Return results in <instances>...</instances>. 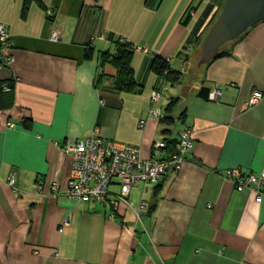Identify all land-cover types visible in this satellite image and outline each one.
Segmentation results:
<instances>
[{
  "label": "crops",
  "instance_id": "obj_1",
  "mask_svg": "<svg viewBox=\"0 0 264 264\" xmlns=\"http://www.w3.org/2000/svg\"><path fill=\"white\" fill-rule=\"evenodd\" d=\"M198 3L0 0V27L9 37L3 54L10 58L5 63L0 53V264H264V193L257 202L250 187L237 191L226 175L264 168V21L229 48L230 56L198 65L200 44L182 47L183 17ZM93 6L102 13L89 36L83 11ZM107 35L138 46L129 92L110 88L108 64L96 85ZM90 39L95 54L84 58ZM154 57L172 58L181 70L163 100ZM201 87L221 93L203 98ZM253 90L262 97L247 107ZM153 91L161 94L157 102ZM170 98L176 101L166 125L160 117ZM185 127L192 146L177 172L138 183L114 204L65 194L71 157L63 147L94 128L149 158L156 141L176 142ZM118 183L111 181L109 198Z\"/></svg>",
  "mask_w": 264,
  "mask_h": 264
},
{
  "label": "built area",
  "instance_id": "obj_2",
  "mask_svg": "<svg viewBox=\"0 0 264 264\" xmlns=\"http://www.w3.org/2000/svg\"><path fill=\"white\" fill-rule=\"evenodd\" d=\"M51 38L56 39V33H53ZM8 39L5 28L1 26L0 53L5 63L10 62L9 56L3 54V50L8 45ZM220 93V89L213 90L208 94V98L216 100ZM160 96L158 91H153L150 99L152 102H157ZM261 97L262 93L259 90H253L245 105L252 106ZM150 114L159 116V111L153 110ZM13 125L11 122L6 123V127ZM139 125L142 126L143 122L140 121ZM191 146L192 131L185 127L181 130L174 154H167L164 143L158 140L151 149L152 156L142 158L138 146L105 139L98 134V129L94 128L90 136L63 147V152L71 157L70 176L65 194L83 202L109 200L111 204H114L117 200L124 201L131 188L138 183L154 182L166 172H177L190 152ZM226 175L237 191L250 187L255 192V200L257 202L261 200L264 193V168L258 174H243L239 170H230ZM113 179L119 182V193L109 198L108 186ZM8 182L13 185L14 179L11 177ZM52 188L56 190L55 182ZM65 224H67L66 220L63 222V225Z\"/></svg>",
  "mask_w": 264,
  "mask_h": 264
},
{
  "label": "trees",
  "instance_id": "obj_3",
  "mask_svg": "<svg viewBox=\"0 0 264 264\" xmlns=\"http://www.w3.org/2000/svg\"><path fill=\"white\" fill-rule=\"evenodd\" d=\"M223 1L224 0H199V3L196 6H191V8L188 9L187 13L184 15L182 20L183 24L186 25L187 30L185 40L182 46L183 48H187L189 46L194 47L200 44L204 32L216 18L218 12L220 11ZM191 11H193L192 15ZM47 12L48 15L52 14V10L48 9ZM101 13V8L98 6L85 8V11H83L86 23L85 26L83 25L82 29H85L86 31L90 32L89 36L92 35L93 31L95 34V29L99 24ZM242 36L223 46L221 48V53L219 57L230 56L231 53L229 48H231V46L237 40L242 38ZM106 37L108 40H110L108 49L101 52H97L98 73L96 76V85L100 87L101 82L103 81L102 79L106 78L107 74H105L103 69L104 66L108 64L114 69V82L110 85V88L115 92H129L132 89V85L136 84L133 76L131 61L133 58V52L138 49V46H135L129 41L121 38L114 40L113 36L111 35H107ZM91 45L92 40L90 39L85 45L84 58H92V56L95 54L94 49ZM180 54L181 52L179 51L178 56ZM172 61V58H153L150 67L155 75V88L163 89L164 87H166V85H174L181 78V70L179 68H175L173 66ZM103 90L101 89V91ZM8 91H10V89ZM209 93L210 92L206 87H201L198 92V95L203 98H207ZM175 101L176 100L173 98L169 99V101L164 107L167 113H164L163 115H161L162 117H160L162 122L166 123V125H169L168 122L171 119V116L168 114V112L171 111L173 105L175 104ZM166 131H168V129L163 128L162 133L164 134ZM180 133L181 131L179 132V135ZM179 135L176 142L173 139H164L163 143L167 154H174L176 152L177 144L179 141ZM108 140L113 141L111 139Z\"/></svg>",
  "mask_w": 264,
  "mask_h": 264
},
{
  "label": "water",
  "instance_id": "obj_4",
  "mask_svg": "<svg viewBox=\"0 0 264 264\" xmlns=\"http://www.w3.org/2000/svg\"><path fill=\"white\" fill-rule=\"evenodd\" d=\"M264 21V0H224L212 24L204 32L197 59L207 65L218 58L221 48Z\"/></svg>",
  "mask_w": 264,
  "mask_h": 264
},
{
  "label": "rangeland",
  "instance_id": "obj_5",
  "mask_svg": "<svg viewBox=\"0 0 264 264\" xmlns=\"http://www.w3.org/2000/svg\"><path fill=\"white\" fill-rule=\"evenodd\" d=\"M178 65V64H177ZM173 86L174 85H166L165 87V91L163 92V95H162V100L165 98L166 95H169L171 94L172 90H173Z\"/></svg>",
  "mask_w": 264,
  "mask_h": 264
}]
</instances>
